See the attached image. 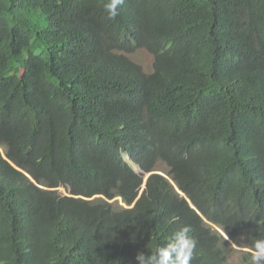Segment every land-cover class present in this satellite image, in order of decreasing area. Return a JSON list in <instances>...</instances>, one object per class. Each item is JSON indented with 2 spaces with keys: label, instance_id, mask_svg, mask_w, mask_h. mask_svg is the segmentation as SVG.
Listing matches in <instances>:
<instances>
[{
  "label": "trees",
  "instance_id": "1",
  "mask_svg": "<svg viewBox=\"0 0 264 264\" xmlns=\"http://www.w3.org/2000/svg\"><path fill=\"white\" fill-rule=\"evenodd\" d=\"M104 2L0 0V146L47 187L0 152V264H137L182 225L227 264L264 239V0Z\"/></svg>",
  "mask_w": 264,
  "mask_h": 264
},
{
  "label": "clouds",
  "instance_id": "2",
  "mask_svg": "<svg viewBox=\"0 0 264 264\" xmlns=\"http://www.w3.org/2000/svg\"><path fill=\"white\" fill-rule=\"evenodd\" d=\"M123 2L124 0H106V2L103 3V9L107 14V19L114 20L117 17V15L119 14L118 9L120 5L123 4ZM0 148H3V147L0 146ZM0 152H1L2 157L5 160H7L16 170L23 173L25 176L29 178L30 181L37 184L39 187L47 189V187H44L43 185H39L38 183H36V180L26 168L20 165H17L11 159H8L7 156L5 155L4 148H3V151L0 149ZM125 155L129 158V160L132 163H134L130 158L131 157L130 154L127 152L123 153V158L125 161H127L131 165L130 161L125 159L124 157ZM134 170L138 172V170L136 169ZM148 173L150 172H147L143 175V183H142L141 189L137 197L131 204V207L141 197L142 191L146 185V181L148 177L150 176V175L147 176ZM59 187H65L67 189L66 193L59 192L58 191ZM174 187L180 195L186 196L185 193L182 190H180L179 187L175 183H174ZM53 189H56V191L60 195L82 197L81 195H73L71 191H69L70 190L69 187L66 185H60ZM97 195H101L102 198L106 199L102 194H97ZM119 198L122 199L121 196H115L112 200H118ZM187 200L190 201V204L193 207L191 200L189 198H187ZM123 206H126V204L124 203ZM191 232H192V228L190 225L180 226L167 237V240L164 244L157 245L155 249L151 251L150 253L148 252L146 254L143 251L137 252L135 256V260L137 261V264H191V260L193 259L194 252L196 249V244H197V241L190 235ZM240 247L241 249H236V251L238 252L242 251L244 253H247V256L238 257V259H244L245 264H264V239H254L250 247H242V246Z\"/></svg>",
  "mask_w": 264,
  "mask_h": 264
},
{
  "label": "rangeland",
  "instance_id": "3",
  "mask_svg": "<svg viewBox=\"0 0 264 264\" xmlns=\"http://www.w3.org/2000/svg\"><path fill=\"white\" fill-rule=\"evenodd\" d=\"M130 58L135 62L136 65L139 64L145 73L150 72L153 68L152 67L153 55L144 48L137 49L136 51L131 53ZM0 149L3 151V148H0ZM124 157L126 160L130 161L126 155ZM130 163L134 169L139 171L136 164L132 163L131 161H130ZM158 166H159L158 168L160 169L159 170L160 172L165 171V169H166L165 165L159 164ZM58 191L61 193H66L67 189L65 187H59ZM85 199L90 200V201H100L102 199V196L96 194L93 197L85 198ZM112 203H114L116 206H123L124 205V202L120 198L118 200H112ZM212 225L214 228H216L219 231H221L222 233H224L220 227H218L215 224H212ZM229 241H230L231 245H229L227 250H226L227 264H243L242 260L238 259V257H241V252L236 251V249H241V247L236 245L232 240L229 239Z\"/></svg>",
  "mask_w": 264,
  "mask_h": 264
},
{
  "label": "water",
  "instance_id": "4",
  "mask_svg": "<svg viewBox=\"0 0 264 264\" xmlns=\"http://www.w3.org/2000/svg\"><path fill=\"white\" fill-rule=\"evenodd\" d=\"M151 173H153V172L148 173L147 176H149ZM188 201H189V200H188ZM189 202H190V201H189Z\"/></svg>",
  "mask_w": 264,
  "mask_h": 264
}]
</instances>
